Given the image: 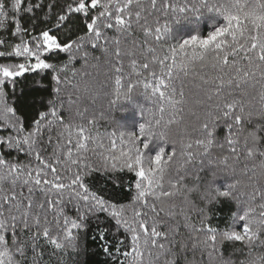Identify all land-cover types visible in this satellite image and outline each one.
<instances>
[{"label":"snow or ice","instance_id":"6c2138e0","mask_svg":"<svg viewBox=\"0 0 264 264\" xmlns=\"http://www.w3.org/2000/svg\"><path fill=\"white\" fill-rule=\"evenodd\" d=\"M97 254L264 264V0H0V264Z\"/></svg>","mask_w":264,"mask_h":264},{"label":"trees","instance_id":"16d2710c","mask_svg":"<svg viewBox=\"0 0 264 264\" xmlns=\"http://www.w3.org/2000/svg\"><path fill=\"white\" fill-rule=\"evenodd\" d=\"M137 99H139V97H137ZM123 108L126 109V111H117L114 114L115 121H119L121 123H129L139 119L135 109H133L130 105L125 104L123 105ZM105 126L107 127L108 125ZM112 126L115 127L116 125L113 124ZM233 211V205L228 202L221 201L219 204L212 205V223L221 227L224 226L228 222V219ZM91 251L96 252L97 249L93 247ZM235 257H240L241 259H243L239 252L235 254L234 258ZM105 260L106 257L104 255L97 254L93 257V264H104Z\"/></svg>","mask_w":264,"mask_h":264}]
</instances>
